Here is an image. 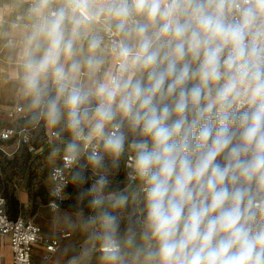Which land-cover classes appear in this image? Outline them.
Returning a JSON list of instances; mask_svg holds the SVG:
<instances>
[{"label": "clouds", "instance_id": "obj_1", "mask_svg": "<svg viewBox=\"0 0 264 264\" xmlns=\"http://www.w3.org/2000/svg\"><path fill=\"white\" fill-rule=\"evenodd\" d=\"M0 90L66 264H264V0H0Z\"/></svg>", "mask_w": 264, "mask_h": 264}, {"label": "rangeland", "instance_id": "obj_2", "mask_svg": "<svg viewBox=\"0 0 264 264\" xmlns=\"http://www.w3.org/2000/svg\"><path fill=\"white\" fill-rule=\"evenodd\" d=\"M6 125L5 116H0V130ZM8 147L5 148L8 155L0 154V197L5 199L8 209L10 207L5 195L15 197L19 202L20 212L23 210L27 218L43 227L48 235L57 233L63 236L59 251L47 260L43 256L39 264H66L73 251L78 250L83 235L68 224L62 214L52 212L49 202H45L46 195H49L46 184L47 137L43 132H35L29 146L20 149ZM22 192L27 195L26 205L21 201ZM6 252L4 244H1L0 259L6 258Z\"/></svg>", "mask_w": 264, "mask_h": 264}, {"label": "built area", "instance_id": "obj_3", "mask_svg": "<svg viewBox=\"0 0 264 264\" xmlns=\"http://www.w3.org/2000/svg\"><path fill=\"white\" fill-rule=\"evenodd\" d=\"M33 136V130L22 126L18 120L13 127L0 132V141L10 142V146L20 149L29 146ZM6 147L2 146L0 150L8 155ZM0 238H8L13 264H39L36 251L41 249L47 260L59 251L63 236L57 233L45 235L42 227L22 213L16 219L10 218L6 201L0 197Z\"/></svg>", "mask_w": 264, "mask_h": 264}, {"label": "crops", "instance_id": "obj_4", "mask_svg": "<svg viewBox=\"0 0 264 264\" xmlns=\"http://www.w3.org/2000/svg\"><path fill=\"white\" fill-rule=\"evenodd\" d=\"M0 116H5L6 122H7V125L5 127H3L0 130V132L2 130H4V129L13 127L16 124V122L18 121V117L16 115H14V113L11 111L10 99H9L8 93L6 91H2V90H0ZM9 147L15 148L14 146H9ZM26 197H27V195L22 192L21 193V201H22L23 205H26V203H25L27 201ZM20 213H22L24 215V211L23 210H21ZM43 230H44V228H43ZM44 233L47 236H53L54 234H56V233H54L53 235H48L45 232V230H44ZM1 244H4V247L6 248L7 252H6V258L0 259V264H13V262H12V253H11V248H10V245H9L8 238H0V246H1ZM61 245H62V240H61ZM43 255H44V252L41 249H38L36 251V257H37L38 260H41V258H43Z\"/></svg>", "mask_w": 264, "mask_h": 264}, {"label": "trees", "instance_id": "obj_5", "mask_svg": "<svg viewBox=\"0 0 264 264\" xmlns=\"http://www.w3.org/2000/svg\"><path fill=\"white\" fill-rule=\"evenodd\" d=\"M33 133L35 134L34 131H33ZM10 145H11L10 142H1L0 141V148L2 146L6 147V146H10ZM2 153L3 152L0 150V154H2ZM1 190H2V183L0 181V191ZM1 198H3V197H1ZM5 198L8 200V205L10 207L9 209L7 207L8 215L10 216V218L16 219L20 215L19 202H18V200L15 197H9L8 195H5ZM49 200H50L49 195H46L45 202L48 203ZM67 206H68V202L65 203L64 208L67 209Z\"/></svg>", "mask_w": 264, "mask_h": 264}]
</instances>
